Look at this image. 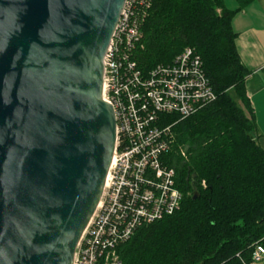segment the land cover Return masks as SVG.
<instances>
[{
	"label": "water",
	"instance_id": "1",
	"mask_svg": "<svg viewBox=\"0 0 264 264\" xmlns=\"http://www.w3.org/2000/svg\"><path fill=\"white\" fill-rule=\"evenodd\" d=\"M125 2L0 0V264L74 263L116 150L104 58Z\"/></svg>",
	"mask_w": 264,
	"mask_h": 264
},
{
	"label": "trees",
	"instance_id": "2",
	"mask_svg": "<svg viewBox=\"0 0 264 264\" xmlns=\"http://www.w3.org/2000/svg\"><path fill=\"white\" fill-rule=\"evenodd\" d=\"M237 11L224 0H152L138 67L172 63L191 47L217 98L186 118L160 115L175 134L164 163L176 170L182 206L119 246L126 264H251L264 246V146L246 92L252 72L236 46Z\"/></svg>",
	"mask_w": 264,
	"mask_h": 264
},
{
	"label": "built area",
	"instance_id": "3",
	"mask_svg": "<svg viewBox=\"0 0 264 264\" xmlns=\"http://www.w3.org/2000/svg\"><path fill=\"white\" fill-rule=\"evenodd\" d=\"M152 0H126L104 58L103 98L114 107L117 141L103 196L77 246L73 264H126L119 246L136 229L181 209L176 170L164 163L175 143L160 115L180 118L216 100L201 56L191 47L169 64L141 70L133 55ZM180 153L187 158L186 149ZM203 185L206 186L205 181ZM264 262L258 245L251 264Z\"/></svg>",
	"mask_w": 264,
	"mask_h": 264
},
{
	"label": "crops",
	"instance_id": "4",
	"mask_svg": "<svg viewBox=\"0 0 264 264\" xmlns=\"http://www.w3.org/2000/svg\"><path fill=\"white\" fill-rule=\"evenodd\" d=\"M224 4L238 10L232 22L238 34L236 46L252 72L246 79V92L264 146V0H224Z\"/></svg>",
	"mask_w": 264,
	"mask_h": 264
}]
</instances>
